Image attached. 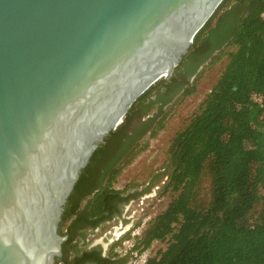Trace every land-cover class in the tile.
I'll list each match as a JSON object with an SVG mask.
<instances>
[{
    "label": "water",
    "instance_id": "obj_1",
    "mask_svg": "<svg viewBox=\"0 0 264 264\" xmlns=\"http://www.w3.org/2000/svg\"><path fill=\"white\" fill-rule=\"evenodd\" d=\"M224 0H0V264H55L82 171Z\"/></svg>",
    "mask_w": 264,
    "mask_h": 264
},
{
    "label": "trees",
    "instance_id": "obj_2",
    "mask_svg": "<svg viewBox=\"0 0 264 264\" xmlns=\"http://www.w3.org/2000/svg\"><path fill=\"white\" fill-rule=\"evenodd\" d=\"M218 63L219 79L153 177H167L161 194L171 200L133 251L159 241L165 248L144 264H264V0L220 4L169 80L141 95L95 151L68 199L63 229L86 199L98 222L114 200L141 196L113 183L144 139L157 136L175 106L196 93L204 68Z\"/></svg>",
    "mask_w": 264,
    "mask_h": 264
},
{
    "label": "rangeland",
    "instance_id": "obj_3",
    "mask_svg": "<svg viewBox=\"0 0 264 264\" xmlns=\"http://www.w3.org/2000/svg\"><path fill=\"white\" fill-rule=\"evenodd\" d=\"M222 70V63L211 67L206 66L197 84L196 93L175 106L166 120L165 128L155 137L147 136L144 139L145 148L121 169L113 183L115 189L123 190L127 187V193L141 192L149 185L150 189L140 199L130 204V209L126 213L125 229H121V223H113V226L108 225L102 228L95 236L96 240L108 246L120 238L118 240L120 246H116V253L131 252L137 238L141 237L148 227V223L167 208L171 197L169 194H161L167 177H163L161 181H154L153 177L156 173L164 171L171 139L198 110L206 95L216 84ZM137 123L135 120L133 126ZM165 246V243L156 241L143 253L133 251L131 264H144L148 258L156 256Z\"/></svg>",
    "mask_w": 264,
    "mask_h": 264
},
{
    "label": "flooded vegetation",
    "instance_id": "obj_4",
    "mask_svg": "<svg viewBox=\"0 0 264 264\" xmlns=\"http://www.w3.org/2000/svg\"><path fill=\"white\" fill-rule=\"evenodd\" d=\"M145 189L138 198L114 200L112 206L110 205L109 215L98 222H95L96 218H90L89 199L81 203L77 215L70 219L63 229L64 210L59 234L67 239L62 244V257L57 259L55 264H131L133 251L116 253V248L120 246L118 241L120 238L105 246L100 240H96L95 236L102 228L113 226V223H121V229H125L126 213L130 209V204L140 199L147 192Z\"/></svg>",
    "mask_w": 264,
    "mask_h": 264
}]
</instances>
